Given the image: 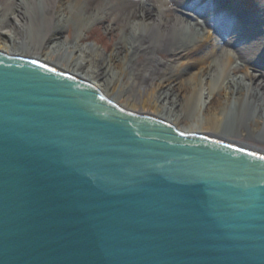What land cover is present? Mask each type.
<instances>
[{
	"label": "water",
	"instance_id": "water-1",
	"mask_svg": "<svg viewBox=\"0 0 264 264\" xmlns=\"http://www.w3.org/2000/svg\"><path fill=\"white\" fill-rule=\"evenodd\" d=\"M0 264H264V157L0 52Z\"/></svg>",
	"mask_w": 264,
	"mask_h": 264
},
{
	"label": "bare ground",
	"instance_id": "bare-ground-1",
	"mask_svg": "<svg viewBox=\"0 0 264 264\" xmlns=\"http://www.w3.org/2000/svg\"><path fill=\"white\" fill-rule=\"evenodd\" d=\"M4 1L0 6V29L8 27L18 31L20 39L10 37L8 49H0L2 54L48 66L88 82L127 112L155 118L184 134L207 137L264 157L263 147L247 144L242 138L246 132L250 135L264 133V89L261 84L255 82L252 89L254 78L245 71L246 75L211 87V70L218 60L215 53L217 39L225 51L220 62L224 69L228 70L235 61L242 69L258 66L260 70L264 66L256 60L257 54L251 43L240 46L242 37L235 28L228 30L229 26L222 22L223 16L213 21L203 12L204 5L194 9L192 4H187L188 0H175L173 9L164 6L166 1H143L136 12L122 19L125 29L122 30L125 37L120 41L122 47L107 59H100L97 68L90 70L95 58L93 54L98 56L97 52L76 51L74 46L66 43V38L60 43L56 41L61 39L68 23L65 12L72 0H10L5 6ZM216 1L204 3L212 7L217 5ZM105 11H95L90 21L98 25L104 23ZM168 12L173 16L167 17ZM197 19L202 21L198 23ZM198 30L207 32L195 38L197 42L189 49L179 48L182 39L191 38L200 32ZM231 51L234 57L230 55ZM162 52L183 61L174 69L163 66L159 57ZM140 55L144 60L138 62ZM247 76L248 83L244 80ZM96 79L103 82L101 88L92 82ZM248 104L252 108L246 115ZM227 119L232 122L224 126ZM258 143L264 145V142Z\"/></svg>",
	"mask_w": 264,
	"mask_h": 264
},
{
	"label": "rangeland",
	"instance_id": "rangeland-1",
	"mask_svg": "<svg viewBox=\"0 0 264 264\" xmlns=\"http://www.w3.org/2000/svg\"><path fill=\"white\" fill-rule=\"evenodd\" d=\"M143 1H148L150 3L166 1L164 6L167 9H173L176 6L174 4L175 0H72L67 6V10L65 12L68 17V23L61 34V39L56 41L57 43H60L66 38V43L71 47L74 46L76 51H83L87 49L93 53L97 52L98 56L101 58L94 53L93 55L95 58L90 68V70H95V68H97L100 64V59H107L111 53L122 47L120 46V41L122 37H125L122 35V30H125L123 29L124 20L122 19L128 18L129 13L136 12L137 6ZM196 1L197 3H195L194 0H188L187 4H192L191 6H193L194 9L195 7L197 9V7H202V5H204L203 12L207 13L209 15L208 17L213 21L220 16H223L222 22L223 24L229 26L228 30L235 28L237 32H239L238 34L242 37V43H239L240 46L251 43L255 53L257 54L256 60L260 61L264 65V0H217V5L212 7L206 6L204 3V1L208 3L209 0ZM243 1L245 5L243 4ZM7 2L11 1L5 0L3 5L5 6ZM1 4L2 0H0V6ZM101 9H106L104 12L106 15L105 22L102 23L103 25L93 24L90 21L91 16L95 13V11ZM189 14L192 17V13ZM166 16L172 17L173 13L168 12L166 13ZM196 21L200 23L202 20L197 19ZM198 31L200 32H196L191 38L188 37L187 40L182 39L179 42V48L181 47L183 50L189 49L197 42L195 38L201 37L205 34V32H207V30ZM10 37L20 39V32L15 30L12 31L8 27L0 29V49H8L7 40ZM179 52H177V54ZM223 52L225 51L221 48L220 40H215V53L218 54V60L214 65L215 67H212L213 69L211 70L210 83L212 88L220 86L222 82H225L226 84L228 80H233V78L236 79V77H240L242 74L246 75L247 72L248 76L254 78L251 88L254 89V83L257 82L261 84V88L264 89V66L260 68V70L257 69L258 66L256 68L247 67L246 69H242V65L238 61H235L231 64L230 68L226 70L222 67L223 64L220 63L223 61L221 60ZM230 55L234 57L232 51ZM159 57L163 66L168 65L173 69L177 68L183 61L175 58L172 59L171 54L164 52L159 54ZM142 60H144V57L140 55L137 61L141 62ZM153 67H155V65H153ZM235 69L237 72L234 71ZM261 75H263V81L259 79ZM248 76L244 77L246 83H248L249 80ZM92 82L100 88L103 85V82L99 79ZM250 108H252V106L251 104H248L247 109L245 110L246 115L249 114ZM230 122L232 121L227 119L224 126L229 125ZM231 127L232 125H230L229 128ZM248 134L249 133L247 132L242 134V138L244 141H247V144L264 148V145L258 143L264 142V133L258 132L254 135Z\"/></svg>",
	"mask_w": 264,
	"mask_h": 264
}]
</instances>
